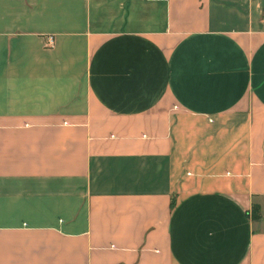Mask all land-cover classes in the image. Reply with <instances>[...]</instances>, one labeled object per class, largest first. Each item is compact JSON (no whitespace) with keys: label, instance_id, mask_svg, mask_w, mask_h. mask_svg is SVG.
Here are the masks:
<instances>
[{"label":"crops","instance_id":"1","mask_svg":"<svg viewBox=\"0 0 264 264\" xmlns=\"http://www.w3.org/2000/svg\"><path fill=\"white\" fill-rule=\"evenodd\" d=\"M0 264H264V0H0Z\"/></svg>","mask_w":264,"mask_h":264},{"label":"trees","instance_id":"2","mask_svg":"<svg viewBox=\"0 0 264 264\" xmlns=\"http://www.w3.org/2000/svg\"><path fill=\"white\" fill-rule=\"evenodd\" d=\"M175 204V200L172 202V205ZM251 215L253 219H259L261 218V211H260V205L258 202H253L252 204V210H251Z\"/></svg>","mask_w":264,"mask_h":264},{"label":"built area","instance_id":"3","mask_svg":"<svg viewBox=\"0 0 264 264\" xmlns=\"http://www.w3.org/2000/svg\"><path fill=\"white\" fill-rule=\"evenodd\" d=\"M48 43H49V44H52V43H53V37H52V36H49V37H48Z\"/></svg>","mask_w":264,"mask_h":264},{"label":"rangeland","instance_id":"4","mask_svg":"<svg viewBox=\"0 0 264 264\" xmlns=\"http://www.w3.org/2000/svg\"><path fill=\"white\" fill-rule=\"evenodd\" d=\"M49 36H52V35H48V37H49ZM48 44H49V43H48ZM256 202H258V201H256ZM260 211H261V208H260ZM261 215H262V214H261Z\"/></svg>","mask_w":264,"mask_h":264}]
</instances>
